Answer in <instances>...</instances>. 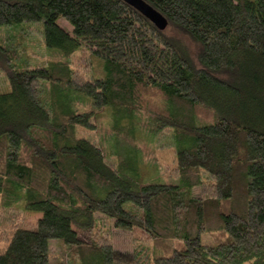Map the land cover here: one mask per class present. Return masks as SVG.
Returning <instances> with one entry per match:
<instances>
[{"label":"trees","instance_id":"16d2710c","mask_svg":"<svg viewBox=\"0 0 264 264\" xmlns=\"http://www.w3.org/2000/svg\"><path fill=\"white\" fill-rule=\"evenodd\" d=\"M142 1L163 31L120 0H0V37L40 23L46 51L5 52L0 211L40 216L0 264H54L57 239L58 264H112V228L133 264H264V0Z\"/></svg>","mask_w":264,"mask_h":264},{"label":"rangeland","instance_id":"374dc122","mask_svg":"<svg viewBox=\"0 0 264 264\" xmlns=\"http://www.w3.org/2000/svg\"><path fill=\"white\" fill-rule=\"evenodd\" d=\"M60 26L67 31H70L63 22H59ZM26 31V34L20 30ZM41 24L36 23H25L19 26H16L10 30H1L2 35H6L5 32H11L4 37H0V93H7L9 90V86H7L6 81V66L7 64H14L11 61V57H9L5 52L13 53L17 57L24 58L26 61H30L31 63H44L46 60V51L43 46V40L40 33ZM15 31V32H14ZM17 44V45H16ZM10 58L7 60L6 56ZM17 58L14 60L16 62ZM107 117H105V120ZM144 137V136H142ZM162 143L164 145L157 147L154 150L153 156L155 157L154 167L156 168L157 175L153 171V177L149 176L147 181L156 180L159 183H164L168 181V178L165 174H161V168L163 165L169 163L173 156V148L171 145H168V141L162 139ZM161 143V144H162ZM141 173L143 178L146 179L148 176V169L141 167ZM199 194V189H193L192 195L197 196ZM40 215L37 213H30L23 209V205L20 203H15L11 208H3L0 211V253L3 252L4 246L7 244L10 234L13 231L15 226L27 229H33L34 224L37 218ZM76 231V230H75ZM110 234H112V245L114 250V260L112 264H133L131 260V247H130V236L128 233L116 229H111ZM76 235L79 236L83 241L88 240V236L82 233L81 231H76ZM207 236L201 235L200 240L205 243ZM61 241L57 240H49L48 248H49V259L50 262L54 264L63 263L64 262V250L61 246Z\"/></svg>","mask_w":264,"mask_h":264},{"label":"water","instance_id":"95a60500","mask_svg":"<svg viewBox=\"0 0 264 264\" xmlns=\"http://www.w3.org/2000/svg\"><path fill=\"white\" fill-rule=\"evenodd\" d=\"M135 9L139 14L146 18L156 29L163 31L166 27V20L162 14L155 11L147 3L142 0H120Z\"/></svg>","mask_w":264,"mask_h":264}]
</instances>
